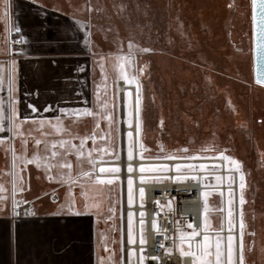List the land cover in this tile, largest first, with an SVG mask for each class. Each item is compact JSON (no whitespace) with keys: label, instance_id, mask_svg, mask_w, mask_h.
I'll list each match as a JSON object with an SVG mask.
<instances>
[{"label":"rangeland","instance_id":"1","mask_svg":"<svg viewBox=\"0 0 264 264\" xmlns=\"http://www.w3.org/2000/svg\"><path fill=\"white\" fill-rule=\"evenodd\" d=\"M55 2L89 25L92 96L53 127L29 124L18 141L20 157L0 161L24 190L12 207L25 198L33 201L31 216L48 210L91 216L96 264H124L120 175L134 166L121 161L137 153L147 174L141 182L167 180L172 170L177 178L204 174L206 229L215 234L195 264H264V80L256 70V7L264 0ZM188 158L203 162H182ZM134 188L128 177L130 207ZM127 216L133 243L134 213ZM140 233L143 243V225Z\"/></svg>","mask_w":264,"mask_h":264},{"label":"crops","instance_id":"2","mask_svg":"<svg viewBox=\"0 0 264 264\" xmlns=\"http://www.w3.org/2000/svg\"><path fill=\"white\" fill-rule=\"evenodd\" d=\"M55 4V0H0V161L4 163L22 154L18 141L25 138L29 124L53 127L62 117L76 115L92 96L89 25L86 18ZM256 8L260 24L256 70L264 80V59L259 57L264 51V7ZM6 167H0L8 189L7 207L2 210L0 177V264H96L92 217L48 210L15 218L13 196L24 190Z\"/></svg>","mask_w":264,"mask_h":264},{"label":"built area","instance_id":"3","mask_svg":"<svg viewBox=\"0 0 264 264\" xmlns=\"http://www.w3.org/2000/svg\"><path fill=\"white\" fill-rule=\"evenodd\" d=\"M127 161L126 163L134 162ZM175 164L181 162L173 160ZM184 163L195 164L202 159L188 158ZM132 173L126 172V179L135 181L133 206L129 212L134 213V242L128 238V216L125 220L124 264H130V251H133V264H195L196 259L205 252L207 236L214 235L206 229L204 214V174L202 172L179 174L168 173L167 180H148L145 186H138L137 180L147 174L139 171L144 163L139 161ZM174 165V164H173ZM138 176L135 177L134 174ZM141 192L143 197L141 198ZM56 201L58 196L53 194ZM34 205L30 200L17 199L13 208L15 218L31 216ZM141 225L145 231V241L140 239ZM141 251L144 256H141Z\"/></svg>","mask_w":264,"mask_h":264},{"label":"bare ground","instance_id":"4","mask_svg":"<svg viewBox=\"0 0 264 264\" xmlns=\"http://www.w3.org/2000/svg\"><path fill=\"white\" fill-rule=\"evenodd\" d=\"M262 37H263V35H262ZM259 57H260V58L262 57V59H264V51H261V52H260V56H259ZM120 89H121V95L124 96V94L126 93V90L128 89V86L122 82V83L120 84ZM131 89H132V90H135L134 87H132ZM131 129H132L134 132H136V127H133V128H131ZM127 130H128V127H126V129L124 130V131H125V134H126ZM122 138H123V141H124L125 135H123ZM132 158H133V157H132ZM126 160L129 161V159H127V158H126ZM126 160L123 161V165H124V166H125L126 164H134V165H139V164H140V163H139V161H140L139 159L135 160L134 162H129V163H126ZM150 163H151V162H150ZM134 176L137 177L138 174L135 173ZM137 184H138V186H145V185H146V183H145V182H141L140 179L137 180ZM127 207H128V208H127ZM129 208H130V207H129L128 204H127V206H125V211H126V212L130 211Z\"/></svg>","mask_w":264,"mask_h":264},{"label":"water","instance_id":"5","mask_svg":"<svg viewBox=\"0 0 264 264\" xmlns=\"http://www.w3.org/2000/svg\"><path fill=\"white\" fill-rule=\"evenodd\" d=\"M121 92V89H120ZM122 98V96H121ZM125 135V131L122 130V137ZM125 160V154L122 156V161L121 164L123 165V161ZM122 177V194H123V219H124V226H125V220L127 217L126 211H125V206H127V179H126V170L125 167H123L122 174L120 175ZM128 208V207H127Z\"/></svg>","mask_w":264,"mask_h":264},{"label":"trees","instance_id":"6","mask_svg":"<svg viewBox=\"0 0 264 264\" xmlns=\"http://www.w3.org/2000/svg\"><path fill=\"white\" fill-rule=\"evenodd\" d=\"M145 254H144V252H143V256H144Z\"/></svg>","mask_w":264,"mask_h":264}]
</instances>
